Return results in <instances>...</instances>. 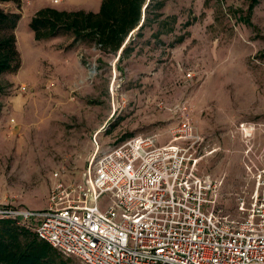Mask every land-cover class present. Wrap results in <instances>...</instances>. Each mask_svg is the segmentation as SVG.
I'll return each mask as SVG.
<instances>
[{"label": "rangeland", "instance_id": "374dc122", "mask_svg": "<svg viewBox=\"0 0 264 264\" xmlns=\"http://www.w3.org/2000/svg\"><path fill=\"white\" fill-rule=\"evenodd\" d=\"M163 1V17L122 61L92 42L71 46V34L36 41L30 28L43 7L98 12L102 0L0 5L21 15L22 59L16 74L0 76V207L46 208L56 182L81 180L98 145L154 134L169 143L186 108L201 137L198 172L218 182L217 214L249 215L263 147L264 0L252 25V0ZM241 124L257 126L253 137Z\"/></svg>", "mask_w": 264, "mask_h": 264}, {"label": "built area", "instance_id": "2783aa9c", "mask_svg": "<svg viewBox=\"0 0 264 264\" xmlns=\"http://www.w3.org/2000/svg\"><path fill=\"white\" fill-rule=\"evenodd\" d=\"M184 111L169 143L95 141L79 182H56L41 210L1 206L0 219L35 221L41 240L83 264H264V123L252 209L233 222L217 214L218 182L198 172L201 137ZM241 129L251 138L257 126Z\"/></svg>", "mask_w": 264, "mask_h": 264}, {"label": "trees", "instance_id": "16d2710c", "mask_svg": "<svg viewBox=\"0 0 264 264\" xmlns=\"http://www.w3.org/2000/svg\"><path fill=\"white\" fill-rule=\"evenodd\" d=\"M23 0H0V5L13 3L18 8ZM259 0H252L249 17ZM163 0H102L98 12L67 11L54 7L39 9L30 22L36 41L73 35L71 46L80 41L92 42L104 54L119 56L122 61L133 50L136 37L163 17ZM21 19L19 13L0 7V76L16 74L22 65L15 30ZM183 38L180 40L182 41ZM3 91L0 82V92ZM27 208L26 206H18ZM36 222L20 223L18 219H0V264H68L70 258L41 240Z\"/></svg>", "mask_w": 264, "mask_h": 264}, {"label": "crops", "instance_id": "0c3cea01", "mask_svg": "<svg viewBox=\"0 0 264 264\" xmlns=\"http://www.w3.org/2000/svg\"><path fill=\"white\" fill-rule=\"evenodd\" d=\"M62 0H51V3L50 4H52V3H60ZM11 4H13V3H6V5L8 6V5H11ZM52 6V5H51ZM51 6H49V7H51Z\"/></svg>", "mask_w": 264, "mask_h": 264}]
</instances>
